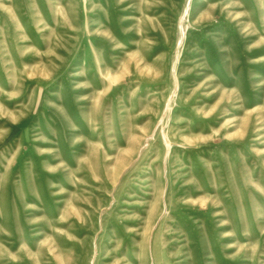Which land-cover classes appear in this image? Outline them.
<instances>
[{"label": "rangeland", "instance_id": "rangeland-1", "mask_svg": "<svg viewBox=\"0 0 264 264\" xmlns=\"http://www.w3.org/2000/svg\"><path fill=\"white\" fill-rule=\"evenodd\" d=\"M0 264H264V0H0Z\"/></svg>", "mask_w": 264, "mask_h": 264}]
</instances>
